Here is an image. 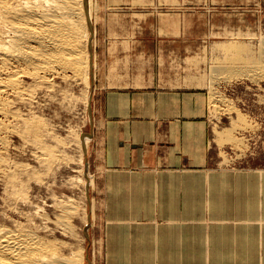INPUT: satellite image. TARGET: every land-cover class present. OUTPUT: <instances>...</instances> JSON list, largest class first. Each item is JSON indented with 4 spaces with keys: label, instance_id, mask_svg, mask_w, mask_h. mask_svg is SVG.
<instances>
[{
    "label": "rangeland",
    "instance_id": "obj_1",
    "mask_svg": "<svg viewBox=\"0 0 264 264\" xmlns=\"http://www.w3.org/2000/svg\"><path fill=\"white\" fill-rule=\"evenodd\" d=\"M90 9L88 82L50 74L52 85L35 82L31 106L15 102L23 115L50 130L42 135L45 145H38L21 121H10L21 131L10 130L0 151V212L13 210L23 221L37 214L33 222L50 219L54 226L63 198L73 197L80 207L70 217V230L58 227L48 234L65 251L83 245L84 264H103L104 191L92 150V120L104 89L113 85L119 68L149 63L164 69L175 83L196 87L207 98L211 165L264 168V63L257 66L264 57V0H90ZM140 47L155 56L132 55ZM14 170L24 194L19 200H13L8 181Z\"/></svg>",
    "mask_w": 264,
    "mask_h": 264
},
{
    "label": "crops",
    "instance_id": "obj_2",
    "mask_svg": "<svg viewBox=\"0 0 264 264\" xmlns=\"http://www.w3.org/2000/svg\"><path fill=\"white\" fill-rule=\"evenodd\" d=\"M143 65L118 69L92 120L103 264H264V168L211 165L203 92Z\"/></svg>",
    "mask_w": 264,
    "mask_h": 264
},
{
    "label": "bare ground",
    "instance_id": "obj_3",
    "mask_svg": "<svg viewBox=\"0 0 264 264\" xmlns=\"http://www.w3.org/2000/svg\"><path fill=\"white\" fill-rule=\"evenodd\" d=\"M90 11V0H0V151L3 149L6 142H8V132H10V130L16 131L20 129L17 128L18 126L16 127L13 125L10 122L11 120H16L17 122L21 121L25 130L30 132L32 137H36V143H41L42 138H44L42 135L45 134L47 130H50L47 126V128L45 127L46 124L44 125L43 123L42 125V122L34 121L33 118L28 117L30 115H23L21 112L22 110L14 106L15 102L18 100H24L27 104L32 103L31 100L35 98V91L38 90L36 89V83H39V86L40 84L43 85L49 82L51 84L49 76L55 73H58V75L59 73H63L64 75L62 76H65V78L74 77L75 80L82 79L88 82V80H86L87 74L89 73L87 42L89 38ZM259 62L260 63L257 64L258 67L263 65L264 57H262ZM26 76H30L32 78L31 81L34 83L28 84L25 81ZM55 76L58 77L57 75ZM60 76L61 75H59V77ZM53 81L54 80H52V82ZM51 85H49V87ZM47 87L48 86H46V88ZM63 91L64 90H62V92ZM46 92L49 91L47 90ZM83 98L84 97H82V99ZM33 115L32 117L35 118ZM39 121L41 120L39 119ZM18 123L15 124L17 125ZM25 130L23 132L24 134H26ZM19 131H21V129L18 130V132ZM10 133L12 134V132ZM76 137L78 138V136ZM41 145L45 144L41 143ZM48 157L49 156H47V158ZM17 173L18 172L14 170L12 174H10V179H8L14 188V190L12 189L13 194L11 193V196L14 197H12L13 200H19L21 197L20 194L24 195L21 192L23 190L18 187L19 183H17V181L19 180V176ZM25 196L23 197L24 199H26ZM31 200L29 199L28 201L31 202ZM60 202L58 203L60 204ZM14 203H12V206ZM61 203L64 205L63 212L61 211L62 213L57 216L58 218H56V222L54 221V226L50 225V219L43 220L39 224L35 221L36 219L33 222L35 215H37L35 212L40 213L41 210H35V215L30 216L28 221L21 220L22 218H19V216L18 218L13 217L11 213L13 210L11 208L12 211L10 213L6 210L3 212L1 211L0 264H84L85 252L83 245L73 244L65 251V249L62 248L64 243L60 244L57 241L59 238L51 237V234H48V231H54L58 227L68 230L71 226L69 225L70 217H74L75 213L73 214V212L80 207L77 205L75 199L70 196L63 198V202ZM33 210L31 211L32 213ZM44 217L50 218V216H45V214ZM24 218L28 219L29 216L28 218Z\"/></svg>",
    "mask_w": 264,
    "mask_h": 264
}]
</instances>
